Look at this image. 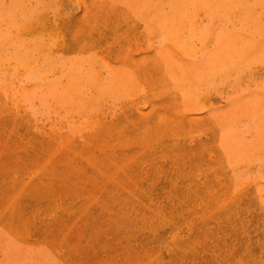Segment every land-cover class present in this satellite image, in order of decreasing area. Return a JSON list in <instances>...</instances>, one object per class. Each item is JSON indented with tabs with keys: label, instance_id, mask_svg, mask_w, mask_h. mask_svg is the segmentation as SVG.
<instances>
[{
	"label": "rangeland",
	"instance_id": "obj_1",
	"mask_svg": "<svg viewBox=\"0 0 264 264\" xmlns=\"http://www.w3.org/2000/svg\"><path fill=\"white\" fill-rule=\"evenodd\" d=\"M0 264H264V0H0Z\"/></svg>",
	"mask_w": 264,
	"mask_h": 264
}]
</instances>
